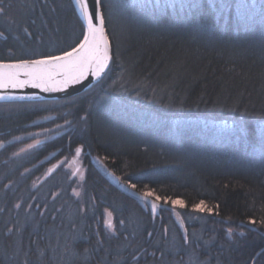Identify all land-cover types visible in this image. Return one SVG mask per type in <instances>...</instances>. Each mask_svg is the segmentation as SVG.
<instances>
[{
	"label": "trees",
	"instance_id": "16d2710c",
	"mask_svg": "<svg viewBox=\"0 0 264 264\" xmlns=\"http://www.w3.org/2000/svg\"><path fill=\"white\" fill-rule=\"evenodd\" d=\"M100 6L111 47L100 81L0 101V264H264V0ZM0 8V61L60 54L83 35L71 0ZM77 148L81 178L60 162ZM98 161L184 206L151 213Z\"/></svg>",
	"mask_w": 264,
	"mask_h": 264
},
{
	"label": "snow or ice",
	"instance_id": "6c2138e0",
	"mask_svg": "<svg viewBox=\"0 0 264 264\" xmlns=\"http://www.w3.org/2000/svg\"><path fill=\"white\" fill-rule=\"evenodd\" d=\"M100 2L101 0H93L90 10L89 0H74L76 8L87 23V32L83 34L84 38L77 47L72 48L71 51H65L61 55L19 60L16 63H0V88H23L31 84L35 88L51 91L54 87L67 88L71 84H76L84 80L89 73L100 78L108 67L110 59L109 41L105 35V20L100 11ZM121 7L126 8L128 5L122 4ZM3 11V8H0V13ZM2 35L3 33H0V36ZM21 76L24 79H21ZM4 98L0 96V99ZM260 145L261 150L264 151V130L260 133ZM80 150V148L76 149L77 154ZM130 187L135 189L136 185L131 184ZM152 196H154L152 191L142 194L144 200H148ZM160 199V196H155L156 201ZM168 199L164 198V202L167 203ZM171 203L174 206L177 204L184 206L182 200H172ZM151 207L155 212L157 204L153 202ZM194 208L201 212L205 211L204 201L194 205ZM207 211L211 212L212 209L207 208ZM108 215L111 216V213ZM251 222L255 223V221ZM107 223L111 227V221L109 220ZM185 242H187V237H185Z\"/></svg>",
	"mask_w": 264,
	"mask_h": 264
},
{
	"label": "water",
	"instance_id": "95a60500",
	"mask_svg": "<svg viewBox=\"0 0 264 264\" xmlns=\"http://www.w3.org/2000/svg\"><path fill=\"white\" fill-rule=\"evenodd\" d=\"M71 1L73 3V6H74L78 16L80 17V19L82 21L83 34H84L87 32V23L84 20V18L81 16L79 10L76 8L74 0H71ZM89 5H90V10H91L92 5H93V0H89ZM100 11H101V6H100ZM105 35L108 39L106 31H105ZM83 38H84V35H82L79 42L75 46H73L72 48L77 47L79 45V43L83 40ZM108 41H109V39H108ZM71 49H69L67 51H71ZM62 53L56 54V55H61ZM56 55H52V56H56ZM109 56H110V59L108 61V67H109L110 61H111L110 42H109ZM35 59H39V58H35ZM24 60H31V59H24ZM16 62L17 61H0V63H16ZM108 67L105 69L104 73L106 72ZM104 73H102L101 77L104 75ZM100 78L94 77L91 75V73H89L88 76L84 80H82L76 84H71L67 88L54 87L53 90H51V91H44L43 88H35L31 84H28L23 88H0V96L5 97L4 99H0V101H19V100L20 101H22V100H32L33 101V100L62 99V98L74 96L76 94H79V93L87 90L88 88H90L91 86L96 84L100 80ZM21 79H24V77L21 76ZM21 97H23V98L21 99ZM98 163L100 164V166L103 169L102 171H103L105 178L114 187H116L119 191H121L125 195L147 205L149 207L151 213H156L158 211V209L169 208L168 205L162 203L161 201H156L155 197H153V196L148 198V200H144L142 198L143 192H141L137 189L131 188L130 184L128 182L119 179V177L116 174H114L111 170L106 169L101 162L98 161ZM153 202H155L157 204V208H156L155 212L152 210V207H151V204Z\"/></svg>",
	"mask_w": 264,
	"mask_h": 264
},
{
	"label": "rangeland",
	"instance_id": "374dc122",
	"mask_svg": "<svg viewBox=\"0 0 264 264\" xmlns=\"http://www.w3.org/2000/svg\"><path fill=\"white\" fill-rule=\"evenodd\" d=\"M65 165L69 168V170H71L74 173V175H76V176L81 175L80 173L82 171V168H81L80 159H79L77 154H75V156L71 157L68 161H66ZM143 193H144V191H143ZM153 197H155V196H153ZM159 201H161L162 203H164L168 206L174 207V205L171 203L172 200L170 202L168 201L167 203H165L164 200H159ZM175 207H183V206H180L179 204H177V205H175ZM200 212L201 211H199L198 209L193 207L191 209V211L186 213V215H188L189 220H191V219L197 220ZM108 221H109V215L106 213L105 223Z\"/></svg>",
	"mask_w": 264,
	"mask_h": 264
},
{
	"label": "flooded vegetation",
	"instance_id": "af4514ba",
	"mask_svg": "<svg viewBox=\"0 0 264 264\" xmlns=\"http://www.w3.org/2000/svg\"><path fill=\"white\" fill-rule=\"evenodd\" d=\"M33 136H35L34 137V140H32L31 142L33 143H38V142H40L41 140H42V137L41 136H37V133H34V134H32ZM24 147V146H23ZM81 154H82V151H80L79 152V158L81 159ZM64 159H60V162L62 163V161H63V165H65V163H66V161H68L69 159H66L65 157H63ZM81 161H82V159H81ZM80 163H82V162H80ZM83 167V164H82V166H81V168ZM70 176H76V175H74V173L71 171V173H70ZM82 177V173H81V175H79V176H77V178H81Z\"/></svg>",
	"mask_w": 264,
	"mask_h": 264
},
{
	"label": "bare ground",
	"instance_id": "6f19581e",
	"mask_svg": "<svg viewBox=\"0 0 264 264\" xmlns=\"http://www.w3.org/2000/svg\"><path fill=\"white\" fill-rule=\"evenodd\" d=\"M107 70H108V69H107ZM107 70H106V72H107ZM106 72H105L104 75L100 78V80L105 76ZM100 80H99V81H100Z\"/></svg>",
	"mask_w": 264,
	"mask_h": 264
}]
</instances>
